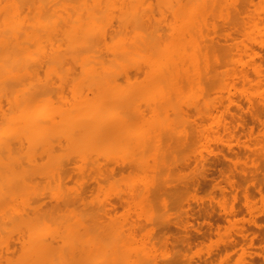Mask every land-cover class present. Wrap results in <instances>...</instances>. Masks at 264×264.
I'll use <instances>...</instances> for the list:
<instances>
[{"label": "bare ground", "instance_id": "6f19581e", "mask_svg": "<svg viewBox=\"0 0 264 264\" xmlns=\"http://www.w3.org/2000/svg\"><path fill=\"white\" fill-rule=\"evenodd\" d=\"M252 1L253 0H250L249 2H252ZM244 2H247V1H244ZM253 2H255V1H253ZM257 2L258 3L255 5L256 7L254 9H251L252 11L250 9H248V11L245 10V12L246 11L249 12V10H250V12H252V13H250L251 16L248 17V19L246 17V19L248 21L245 20L246 22L245 21L244 22L246 24L244 23L245 25L242 26V25H240V22H238V21H240V19L239 20L237 19L238 16L235 17L234 12L231 13V11H233V10L236 11L237 13L240 12L238 7H240L241 5L238 6L239 5L238 2L235 3L234 0H0V250H2L0 252V264H56V263L60 264L61 259L59 260L57 257H55V256H57V255H55L56 253L53 254L55 250H56V252L58 250H60L59 247L56 248L54 246L55 240L52 241V239H51V238H55L53 236H51V237L48 236V237L50 238L51 242H53V246L55 248V250L52 252L53 255H51L54 257V259H52L53 257L50 258L52 260V263L50 262L51 260L48 261V259H46V254H48V255L50 254V252L46 253V245H47L46 242H50V241H46V239H47L46 233H47L48 229L53 225L55 220L61 219V217H62V215L60 217V214L57 215L58 210H56V208H55L56 204L53 205L52 203H50V204H52L53 207L55 206L54 208L56 210L57 217H54L55 220L53 222L52 221L53 219L48 218V216L46 215L47 214L46 213V203L48 202V201L46 202V196L49 192V191L46 192V190H47L46 189L47 188L46 187V177L49 180V176L53 175L55 172H57V174H58V171H61V170H62L63 174H61V173L60 174L62 176H64V174H65V176L61 177V178L67 177L68 175H66L65 172H67V171L69 172L68 169H70V165L68 166L66 164H71V163L69 162V157H68L69 163H66V164H64L65 162L62 163V160L66 161V159H63L61 157H60L61 161L59 160L60 162H57V160H55L57 163L54 160L51 161V159L53 157L55 158L54 154L57 153V152L54 153V151L59 149V148H55V147H57V145L54 146V140H56L57 138L59 139V137H60V138H63V140L64 139L68 140L69 144L71 142L75 143L76 145L81 144L82 147L78 148L79 150H77L76 152L74 151L73 154L79 155V157L82 158L81 161H83V159H87L88 157L89 158L92 157L93 153H94V155H95V153L97 155V152L101 151V150H99L97 152H95V151L89 152L90 150H88L87 145L88 146L90 144L93 145V143H96L95 141L97 139H98V141L102 140L103 137L107 136L110 133L112 134V130H114V129L120 128V129H118L119 133L117 134L120 136L121 135L120 131L122 130L121 126H122V128L124 126L128 129L129 128V127H127L128 125H125V124L126 123L128 124V122H130L129 120H131V119H135L134 121H137V120L139 121L141 119H145L146 116L141 115V113L143 114V112H139L140 117H138L139 116L138 114H137L138 116L133 117L135 115H134L132 110H129L130 112L128 110H127L128 112H126V110H125V113L123 112L124 114L121 113V115H119L118 117L116 116L117 118H114V119H113V117L111 119H110V117H108L111 114V113L109 114L108 112L111 111L113 104L117 103L119 106L122 105L121 107H123L124 104H125V106H127V103L129 105H131L129 99L132 98L131 94L134 93V91L131 92L129 90L131 92L128 95L129 97L127 95L123 96L124 94L123 95L121 94L123 96L122 97L120 95V92H118L120 96L115 94L116 97H114L113 91L116 88L115 89L110 88V87H112V86L114 87L116 85H119L120 87L124 86L122 84L123 80L131 82V81H129V80L133 79L131 77V73H134L135 80H133V82H131L132 84L130 83V85L135 86V84H138V87L137 86L136 87H137V89H141V90H139L140 92L142 91V89L147 88V87L145 88L144 86H149V87L153 86V88H155V87L160 88L161 85H163V83L166 82V84H168L167 86H169L170 88H173V89H171L173 96L175 95L178 97V95L182 93V91L186 85H187L186 87H190V88H192L193 87L192 85L195 83L196 84L194 86L197 87L196 85L199 84L200 82L206 83L205 85H207L211 81V79H213L212 78L213 75H215L216 73L219 72L218 71L220 69L219 67H221V68L225 67L226 68V66L229 65L228 63L231 62L230 63L231 68L229 65V67H228L229 70L227 71V74L229 76L231 75L234 78V81H235V84H233L234 86H236V84H240V83H243L244 85H248L247 87H249V90L247 89L245 91L246 92L245 96H246L248 103H249V106L251 108V110H250L251 111V114H250L251 118H253L255 120H260V117H262V116H260L259 110L257 111V108H258L257 106L262 107L264 109V0H259ZM231 3H233L234 9L231 8L232 7ZM243 4H246V3H243ZM251 5L254 6V4H251ZM229 8L231 9V11L229 10ZM242 9H244V8H242ZM167 13L169 14L168 16H167ZM240 14H242V13H239V15ZM217 15H219V16L221 15V18L223 19L226 26L229 25L228 27H231L232 29L239 30V31L236 30L237 32H235L234 34L237 33V35H238V33H239L238 36L241 35L242 39L240 40L241 36H240V38L239 37L236 38L237 36L235 35L236 36L235 37L234 34H232L231 32H225L226 31L225 28H223L225 31L222 33V31H221L222 27L219 28L221 24L216 23L217 22L216 20L218 18ZM166 16L168 17L169 20L167 19ZM242 16H240V17H242ZM166 25H168V26H166ZM166 27H168V29H166ZM166 31H169V33L167 34ZM221 38L225 39L224 43L231 40L230 42H232V44H230V46L228 48L230 50L235 51V52L233 51L234 52L233 53L234 56L232 55L233 58L230 55L227 56L226 53H224L225 55L222 54L225 51L221 50L222 53L219 52V50L221 48L220 49L218 48V50H217V44H218L219 40H221ZM228 44H229V42H228ZM228 44H226V45H228ZM228 48L226 49V52L230 51ZM224 50H225V47H224ZM230 53H232V52H230ZM220 54H222V55H220ZM226 57L227 58L231 57L232 60L230 59V61L228 62L229 59L227 60ZM226 63H227V65H225ZM189 72H191V73L189 74ZM225 74H226V72L224 73V75ZM70 75H72V76L74 75L76 77H72ZM140 76L141 77L144 76V78H141ZM139 78H141V79H139ZM216 78H214V79L216 80ZM223 80H224V78H223ZM227 80L223 82V84L225 86L222 85L221 83L219 84L220 81L219 82L217 80L216 81L218 82L217 86L221 85V87L222 86L224 87V88L220 89L221 94L225 95L228 92L227 95H225L226 97H224V100H225V98H226V100L227 99L229 100V101L227 100L229 102V103L227 102L228 105L224 103V102H226V100L223 101L221 99L222 98L221 97L222 95H221V96H219L221 98L218 97L219 99H221L218 102L220 104L218 106V108H221V109H216L217 111L214 110V108H217L215 103H213L214 106H212V102L213 101L215 102V100L213 99V101L211 102L212 96L210 97L209 91L207 89H205L203 86H201V89H200L202 91L201 92L199 91L201 93V95H199V96H201L200 100L198 97V99L196 100V102L199 100L197 102V104L194 105V103H196V102H194L193 105L191 104V107L194 106V108L197 109V112L199 113V116L202 120L200 122L209 121L210 123H208V124L210 125V128L212 127V130L215 131V132L213 131V133H215V136L217 134H219L220 137H221L222 133H225V132L228 133L229 131H232L233 128L235 129L237 125L241 126V127L245 126L242 123V121H245L244 117L237 116L235 114L236 110L232 111L230 109V106L233 104H237V106L239 108H241L243 104L240 103L241 104L240 105L239 104L240 100L232 99L231 97H229V95L231 93L230 89H228V90L226 89L227 91L225 92V88L227 87L225 82H227V84L230 83V81H227ZM207 81H209V82L207 83ZM221 82H222V80H221ZM214 83H215V81H214ZM231 83H232V81H231ZM124 84H125V82H124ZM163 86H165V85H163ZM208 86H210V85H208ZM64 87L67 88L68 90H69V88L71 90H73L72 91L73 97L67 98V96L65 94L66 92H63V94H65V95H63L61 93V90ZM120 87L117 86V88H118L117 91L120 90ZM164 88L166 89V87H164ZM206 88H207V86H206ZM54 89H55V92L58 91L57 93L59 95L58 94L57 95L59 96L60 100L58 98L57 101H58V103L59 102L61 103V104L59 103L60 105L57 104L56 102H55V104L54 103L49 104V102H48V99H49L48 96L51 94L53 96ZM158 90H157L158 93L155 91L154 92L158 94V97L160 96V99H158V100L160 102H163L162 107L171 108V106H172V109H170V110L173 111L172 112L173 114H171V115H174L173 117H174V120L176 122L179 120L181 121L180 118H181L182 114H180V113H182V112L184 113V109L186 108L187 105L185 106V108L182 105L183 107L181 108V106H180L181 102H179L180 105L178 104V102H172L171 101L172 95H170V94L165 95L164 92H166L167 90L164 92L162 91L163 89L162 90L158 89ZM124 91H126V90H124ZM135 91H137L136 88H135ZM189 91H191V90H189ZM67 92L69 94V95L68 94L67 95L70 96L71 92L70 91H67ZM160 92L162 93L161 95H160ZM211 92H214L213 89ZM115 93H117V92H115ZM111 94H113V96ZM54 96L57 97L56 94ZM130 96H131V98H130ZM124 97H125V99H124ZM127 98H129V99H127ZM151 98H152V96H151ZM133 99H134V95H133L132 101H133ZM128 100H129V102H127ZM141 100H143V99H141ZM155 100H157L156 97H155ZM174 100H178V99L176 98ZM182 100L183 99L180 100V98H179L178 101H182ZM50 101H52V99ZM137 101L139 103V100H137ZM134 103H133V105H134ZM172 103L173 104L175 103V106H176V104H178V105L176 107H173L174 105ZM133 105H131V106H133ZM210 105L212 108L210 107ZM150 108H152V107H150ZM150 108L148 110H151ZM185 110H187V109H185ZM261 111H263V110H261ZM115 112H116V110H115ZM169 112L171 113V111H169ZM232 112H234V113H232ZM128 113H131V114L133 113V114L132 115L131 114L126 115ZM164 113H165V111H164ZM191 113H192V111H191ZM144 114H146V113H144ZM187 115H188V113H187ZM130 116H132V117H130ZM143 116H145V118ZM162 116H164V115H162ZM168 116L170 117L169 113L167 116H164V117H168ZM183 116H184V114H183ZM137 117H138V119L136 120ZM115 119H116L117 123L112 122V120H115ZM236 119L240 122L238 123V121H237V125L235 126L232 121H234ZM166 120H168V119H166ZM110 121L112 123H114L115 125L114 124L111 125ZM131 121H133V120H131ZM182 121H183V119H182ZM187 122L188 121H186V123ZM190 122H188V123H190ZM154 123H155V121H154ZM162 123L164 124V121ZM129 124H131V122ZM169 124H171V123L169 122ZM166 125L167 124H165L164 126H166ZM173 125H174V122H173ZM233 125L235 127H233ZM133 126H134V124H133ZM174 126H177V125H174ZM186 127H188V126H186ZM162 128L165 129V127H162ZM179 128L180 127H178L177 129H179ZM190 128H188V129H190ZM201 128H203V127L201 126ZM127 129H126V131H127ZM138 129H137V131H138ZM163 129H161V130L164 131ZM166 129H167V127H166ZM166 129H165V132L166 131L168 132V130H170V129H167V130ZM188 129H187V131H188ZM209 129L207 131H209ZM212 130L210 132H212ZM155 131H156V129H155ZM178 131H180V130H178ZM203 131H206V130L203 129ZM131 133H132V131H131ZM145 133H144V137H145V135H147V132H145ZM178 133L179 132H177V135H178ZM135 134H137V133H135ZM138 134H140V133H138ZM160 134H162V133L160 132ZM155 135L156 134H154L153 136H155ZM185 135H186V133H185ZM201 135H202V132H201ZM213 135L214 134H212L211 136H213ZM219 135H218V137H219ZM142 136H143V134H142ZM142 136H141L142 139L140 141V144L142 146L140 145V147L145 148V144L148 141H146V143H145V140ZM151 136H152V134H151ZM173 136L175 137L176 135H173ZM148 137L151 139L150 136H148ZM148 137H146V138L149 139ZM155 137H157V135ZM169 137H170V134H169ZM187 137H188V135H187ZM209 137H210V135H209ZM160 138H162V137H160ZM122 139H123V137H122ZM169 139H171V138H169ZM72 143H71V145H72ZM260 143H261V141H260ZM260 143L258 145H260ZM262 143H264V142H262ZM58 144H60V143H58ZM166 144H168V143H166ZM66 145H67V143H66ZM100 146L102 147L101 144H100ZM111 146H112V144H111ZM115 146H117V145H115ZM123 146H124V143H123ZM167 146H166V148L168 149L169 146L168 147ZM64 147H65V145H64ZM70 147H72V146H70ZM159 147H160V145H159ZM146 148H147V145H146ZM161 148H163V147H161ZM93 149H95V147ZM139 150L140 149H138L137 151H139ZM153 150H155V149L153 148ZM119 151L121 152V150H119ZM119 151H117V152H119ZM140 151H142V150H140ZM144 151H146V150H144ZM170 151H171V149H170ZM110 152L111 151H109V153ZM113 152H115V150ZM135 152H136V150H135ZM157 152H158V150H157ZM160 152H162V151H160ZM160 152H158V154ZM105 153H107V152H105ZM109 153H107V156L109 155ZM142 153H144V152H142ZM142 153H139V154H142ZM149 153L150 152H148L147 154H149ZM58 154H60V153L58 152ZM117 154H119V153H117ZM145 154L146 153H144V155ZM161 154H163V153H161ZM76 155L74 157H77ZM149 155H151V154H149ZM172 156L174 157V155H172ZM111 157H113V156H111ZM138 157H139V155H138ZM159 157H160V155H159ZM164 157H165V154H164ZM56 158L58 159V155ZM114 158H115V156H114ZM139 158H141V157H139ZM148 158H149V156H148ZM88 160H87V162H88ZM91 160H92V158H91ZM143 160H141V162ZM107 161H108V164L111 163V161H109V160H107ZM120 161H121V159H120ZM146 161H143V162L147 163ZM161 161H162V159H159V163ZM51 162H53V164H51ZM92 162L96 163L93 160H92ZM92 162H91V164H92ZM150 162H151V160H150ZM106 163L107 162H105V164H103V165L106 166ZM145 163H143L142 166H144ZM98 164H100V163L98 162ZM114 164H117V163H114ZM132 164L129 165V163H128L129 166H131ZM134 164H135V166H137L135 168L141 167V169L139 171L143 173L144 170H142L143 169L142 166L138 167V165H140V164H137V162H134ZM162 164H165V163H162ZM62 165H66L69 168H67L66 166H62ZM87 165H89V164H87ZM82 166L83 165H81V167ZM98 166L100 167L101 165H98ZM146 166L148 167V165H146ZM157 166H159V164H157ZM79 167L80 166H78V167L76 166L77 169ZM167 167H168V165H167ZM64 168H66L67 170ZM76 168H75V170H76ZM104 168H106V167H104ZM117 168H119V167H117ZM132 168H134V166ZM63 169L66 171L63 172L64 171ZM95 169H96V167H95ZM97 170L99 171V173L96 172L98 174L103 173V171H104L103 168L101 169V172L98 168H97ZM131 170L132 169H130V171ZM146 170H148V168ZM146 170H145V172H147ZM161 170H162V168H161ZM83 172H82V174H83ZM108 172L109 173L111 172V171H109V168H108ZM148 172H150V171H148ZM170 172L172 173L173 171H170ZM75 173H77V170ZM78 173H80V172H78ZM134 173H135V171H134ZM92 174H93V172H92ZM157 174L159 175V173H157ZM102 175L103 174H101V176ZM104 175H105V173H104ZM172 175H174V174H172ZM57 176H55V178ZM81 176H83V175H81ZM155 176H157V175H155ZM95 177H97V176H95ZM168 177H166V178H168ZM50 178L54 179V177H52V176ZM95 179H94V181H96ZM63 180H62V182H63ZM69 180H71V179L69 178ZM89 180H90V178H89ZM97 180H98V178H97ZM51 181H52V179H51ZM65 181H66V178H65L64 182ZM77 181L73 180V182H77ZM84 181H87V180H83V182ZM100 181H102V180H100ZM52 182H54V181H52ZM62 182H61V184H62ZM85 183H87V182L81 183V185L82 184L84 185ZM126 184L128 185V183H126ZM64 185H65V183H64ZM83 185H82V187H83ZM89 185L90 184H88L86 186V184H85V186L83 188L80 187L81 191H83V192H78L79 194L75 193V195L76 196L79 195L81 198V195H80L81 193L83 194L84 192H87V191H89V193H90L92 190L90 189ZM132 186L134 187L135 185H132ZM52 187H54V186L52 185ZM60 187H59V189H60ZM87 187H89L88 190L84 191L87 189ZM78 188H79V186H78ZM122 188H123V186H122ZM49 189H51V188H49ZM55 189H56V187H55ZM77 189H74V190L76 191ZM95 189H96V187L94 188V190ZM149 190H150V188H149ZM62 191H64V190H62ZM78 191H80V190H78ZM261 191H262V189H261ZM68 193H66L67 198H69L72 195V193H70V195H68ZM73 193H74V191H73ZM135 193H136V191H135ZM140 193L141 192H139V194ZM150 194H151V192H150ZM61 195L63 196L62 198L64 199V197H66L65 191L63 194L61 193ZM75 195L73 197H75ZM82 196L84 197L85 195L83 194ZM96 197H99V196H96ZM96 197H94V198H96ZM124 197L125 196H123V198ZM136 197H137V195H136ZM71 198L67 199L68 204L65 203V202H67V201H65L66 199H64V201L60 199L61 202L59 204H57V206L58 205L64 206V204H65V207H66V205L69 206L68 208H65V209L71 208L70 203L74 202L73 198H72L73 201L70 200ZM75 198H77V197H75ZM80 198L78 197L77 199H75V201L79 200ZM96 199H98V198H96ZM85 200H87V199H85ZM85 200H83L84 202H82V204L85 203ZM105 200H107V199H105ZM95 201H97V200H95ZM120 201H121V199H120ZM130 201H133V200H130ZM53 203H55V200ZM74 203H76V202H74ZM74 203L72 205H74ZM80 203H81V201H80ZM93 203H94V201H93ZM124 203H125V201H124ZM86 205H84V206H86ZM47 206H48V204H47ZM78 206L79 205H77V207ZM94 206H96V205H94ZM53 207H51V208H53ZM77 207H75V209L79 210L80 208L78 209ZM91 208L93 209V207H91ZM97 208L99 210V205ZM102 208L100 210H102ZM60 209H62V208H60ZM75 209H72V210L76 211ZM88 209L90 210V207ZM95 209H96V207H95ZM95 209H93V212H92L93 215L94 214L96 215V213L99 212V211L97 212V209L95 211ZM62 210H59V211L62 212ZM83 210H85V209H83ZM89 210H87V212ZM48 211H49V209H48ZM105 211H106V209H105ZM53 212H52V214H54ZM76 213H78V212H76ZM155 213H156V211H155ZM162 213H160V214H162ZM74 214L75 213H73V215ZM79 214L84 215L82 213H79ZM89 214H90V212H89ZM89 214H88V216L95 217V219H96L95 215L93 216V215H91V214L89 215ZM106 214H108V212ZM56 215H54V216H56ZM100 215L101 214H99L97 216H100ZM108 215L110 216V213ZM104 216H106V215H104ZM109 216H107V217L109 218ZM51 217H53V216H51ZM63 217H64V214H63ZM68 217L70 218V216H68ZM82 217H84V216H82ZM92 217H90V218H92ZM50 219L53 223L50 224V227L48 228V226L46 225V221L49 222ZM66 219L68 220L67 217H66ZM88 219H87V221H88ZM156 219H158V218H156ZM94 220H93V222H94ZM111 220H113V219L109 218L108 221L111 222ZM51 221H50V223H51ZM57 221H59V220H57ZM61 221L64 222L63 220H61ZM61 221H60V224L62 223ZM82 221H80V222L78 221L76 223L78 228L80 225L79 223H81ZM102 221H103V219H102ZM66 222H68V221H66ZM97 222L98 221L95 222L96 226L94 224H92L94 227H92V228L90 227L91 229L89 228L88 224H86L88 226V231H91L92 234H93V231H92L93 229L95 230L96 228L98 229L100 227L101 222L100 223H97ZM155 222H156V220H155ZM157 222H158V220H157ZM73 223H71V224H73ZM83 223H84V221H83ZM56 224H58V222ZM56 224H54V225H56ZM68 224H70V221L68 223H66L65 225L67 226ZM98 224H99V227H97ZM108 224L109 223L107 222V224H105V225L107 226ZM144 224H145V222H144ZM61 225L62 226L57 225V227H58L57 229H59V227L60 228L63 227L64 223H62ZM74 225H75V223L73 224V228H74ZM92 225H90V226H92ZM252 225H254V224H252ZM84 226L85 225H83L80 228H83ZM87 226L84 227L85 231H87L86 230ZM104 227L105 226H103V228ZM63 228L65 229V226ZM63 228H61V230H64ZM145 228H146V226H145ZM68 229H70V228L68 227ZM52 230H54V229L52 228ZM61 230L59 229V231L62 232V235L60 233V236L62 237L65 233H63V231H61ZM73 230L75 231V229H73ZM81 231H83V229ZM81 231H80V234L83 233L82 234L83 236H84V234H85V236L87 234H89L87 232H81ZM96 231L97 230H95V232ZM109 231H110V233L112 232L111 229ZM109 231H107V232L105 231L106 234H108ZM52 232L54 233L55 230ZM70 232H71V230H70ZM70 232L66 233L69 236V238L71 236V234L69 235ZM110 233H109V235H110ZM73 234H75V232ZM80 234L78 233L79 236H80ZM103 234L105 235V233H103ZM103 234H102V238H103ZM99 235L101 236V233ZM54 236H55V234H54ZM65 236L62 237L65 239V242L63 243L64 247H62L63 253L65 250H67V248H66L67 245H65V243L67 242V244H68L67 240H69V238H67V240H66ZM73 236L74 235H72V237ZM83 236L82 237L80 236V239H75V237H77V236H74V238H72V237L71 238L74 239L73 240L74 242H78L80 240H83V242H84L85 240H88V238H85V236H84L85 240L82 239ZM89 237H91V236H89ZM122 237H121V239H122ZM125 237H127V236H125ZM125 237H124V240L126 239ZM93 238H94V236L92 237V239ZM100 238H98V239L100 240ZM129 238L127 239V241L129 240ZM138 239H140V238H138ZM76 240H78V241H76ZM93 240L95 243L93 241H91V242H93L95 245L97 242L99 243V240H97V239H96L97 241H95V239H93ZM103 240H108V238L107 239L103 238ZM59 241L60 240H58V242ZM58 242L56 240L57 244H58ZM101 242H102V239L100 241V245L103 246L105 243H101ZM114 243L112 242V244H114ZM81 244L83 245V243H81ZM81 244L79 243L77 245V243H76V245L79 247V249H77V250L81 249ZM84 244L87 245L86 243H84ZM108 244H106V246H109L111 244V242L109 245ZM68 245L70 246V244H68ZM85 245H83L84 248H85ZM74 246H75V244H74ZM77 246H76V248H77ZM122 246H124V245H122ZM99 247L100 246H98V248ZM116 247L120 248L121 246L119 244V246L116 245ZM69 248H68V250H69ZM76 248H75V252L77 253ZM98 251L99 250H97V253H98ZM69 252L70 251H68V253ZM71 252H73V251H71ZM78 252H80L79 253V257H80L81 251H78ZM120 252H122V251H120ZM68 253L65 252V255ZM76 253L74 254V256H76ZM2 254H4V255H2ZM116 254L118 255L117 251H116ZM58 255H60V254H58ZM65 255H64V257H65L66 262H64L65 260H62L61 264H64V263L69 264L68 261L69 260L71 261V259H72L71 262L73 264L75 261V260H73V257L67 258L66 257L67 255L66 256ZM103 255H104V253H103ZM68 256H69V254H68ZM82 256H83V253H82ZM106 256H105V258H106ZM134 256H135V254H134ZM180 256H181V253H180ZM115 257H116V255H115ZM66 258L69 260H67ZM74 258H76V257H74ZM88 259H89V257H88ZM56 260H57V262H56ZM78 260L79 259H77V262L75 264H78ZM94 261H96L98 263L97 259L94 260V258H93V260L90 261L91 264H97ZM148 261H146V262L144 261L145 264ZM101 262H99L98 264H101ZM138 262H140V261H138ZM163 263H165V261ZM187 263H185V264H187ZM238 263L239 264H247V261L242 259V260H239ZM81 264H83V262ZM178 264H180V262Z\"/></svg>", "mask_w": 264, "mask_h": 264}, {"label": "rangeland", "instance_id": "374dc122", "mask_svg": "<svg viewBox=\"0 0 264 264\" xmlns=\"http://www.w3.org/2000/svg\"><path fill=\"white\" fill-rule=\"evenodd\" d=\"M234 1H235V3L238 2V4H239L238 6H240V5L242 6V7L241 6L238 7L239 11H240L239 13H242V14L239 15V13H237L236 11L233 10L234 9V6H233L234 2L231 3L232 4L231 8H233L232 9L233 11H231L230 8H229V10L231 11V13L234 12L235 17L238 16L237 19L238 20L240 19V21H238V22H240V25L244 26L246 24L245 20H247L248 17L251 16L250 13H252V12H250V10L254 9L256 7L255 5L258 3L257 1H259V0H257V1L253 0L255 2H253V1L249 2L250 0H237V1L234 0ZM244 1H247L248 3L244 2ZM243 3H246V4H243ZM251 4H254V6ZM242 8H244V9H242ZM248 9H250L249 12H247ZM245 10H247L246 11L247 13L245 12ZM168 13H167V16L169 15ZM240 16H242V17H240ZM217 17L218 18L216 20L217 21L216 23L221 24L219 28L222 27L221 28L222 33L225 31L223 28L226 29L225 32H231L232 34L239 31L237 29H232L231 27H228L229 25L226 26L223 19L221 18V15L220 16L217 15ZM246 17H247V19H246ZM167 19H168V17H167ZM166 26H168V25H166ZM166 29H168V27H166ZM166 33L168 34L169 31H166ZM238 35H239V33H238ZM238 35H237V33L234 34V36L236 38H238V37L240 38L241 35L240 36H238ZM241 39H242V36H241L240 40ZM224 41H225V39L221 38V40H219L218 44L216 43L217 44V50H218V48L219 49L221 48L219 50V52H221V50L225 51V52H223V53L221 52V53L222 54L226 53L227 56L230 55L233 58V56H234L233 53L235 51L230 50L228 48L230 46V44H232V42H230L231 40L227 41L225 43H224ZM228 42H229V44H228ZM226 44H228V45H226ZM224 47H225V50H224ZM227 48L230 51L226 52ZM230 52H232V53H230ZM222 54H220V55H222ZM231 57H228V58L226 57L227 60L229 59L228 62L230 61V59L232 60ZM230 63H228V64L230 65ZM225 65H227V63ZM229 65L226 66V68L225 67H223V68L219 67L220 69L218 71L220 73L219 72L216 73L215 75H213L212 78L214 79L217 77L218 79L216 78V80L218 82L220 81L219 84L221 83L222 85H224L223 82L226 81L227 79H228L227 81H230V83L232 81L231 84L228 82L230 85L227 84V82H225L226 86H227L225 88V92L228 89H230L231 93H230L229 97H231L232 99H238V100H240L239 104L240 103L243 104L241 108H239L237 106V104H233L230 106V109L232 111L236 110L235 114L237 116L244 117L245 121H242V123L245 126H243V127L238 126L237 125L238 120L236 119V120L232 121L235 126L237 125L236 128L235 129L233 128V130L231 129L232 131H229L228 133L227 132L222 133L221 137L219 134H217L216 136L218 137V135H219V137H218L219 139L215 136V133H213L214 130H212V127L210 128V125L208 124L210 122L209 121L200 122L202 120L199 116V113L197 112V109H195L194 106H192L193 108L191 107V104L193 105V103L196 102L198 97L200 100L201 96H199V95H201L200 92L202 91L200 89H201V86H203L205 89H207L209 91L210 97L212 96L211 102L213 101V99L215 100V102L214 101L212 102V106H214L213 103H215V105L217 106V108H214V110L221 109V108H218V106L220 105L218 102L221 99L223 101H225L226 98L224 100V97H226L225 95H227L228 92L225 95L221 94L220 89H222L224 87L223 86L221 87V85L217 86L218 82L215 79L214 80L211 79L210 82L207 81V83L208 82L210 83V84L208 83L207 85H205L206 83H201V82L200 83L198 82L199 84L196 85L197 87L194 86L196 83L192 85L193 86L192 88L186 87L187 86L186 85L183 89L184 92L182 91V93L179 94L177 97L175 95L173 96L172 91H171V89H173V88H170L169 86H167L168 84H166V82L163 83V85H165V86L161 85L160 88H157L155 86H154L155 88H153V86H150V87L144 86L145 88L146 87L147 88L142 89V91L140 92L139 90H141V89H137L138 84L134 83L135 86L130 85V83L133 82V80H135L134 73H131V77L133 78V79L131 78L132 80H129L131 82H128L126 80H123V81L121 80L122 84L124 86L120 87L119 85H116V86H114V87L112 86L110 88L111 89L116 88L115 89L116 91L113 89L114 90L113 91L114 97H116V95H119L118 92H120V95L124 94L123 96H126V95L128 96L131 92L134 91V93L131 94L132 98L134 95L133 101H132L131 96H130L131 99L127 98L130 100L131 105H133V103L135 102L134 105L131 106L127 103V106H125V104H124L125 107L124 106L121 107L122 105L119 106L117 103H115L117 106L115 104L112 105L111 111L108 112L109 114L110 113L111 114L110 115L108 114L109 115L108 117H110V119L113 117V119H114V118H117L119 115H121V113H123V112L125 113V110H126V112H128L129 110H132L134 115H135L133 117L138 116L140 114L139 112H143V114L141 113V115H145L146 118H145V116H143L145 119H141V120H139L140 121L139 122L137 120L138 117H140V115H139L136 118V120L138 122L134 121L135 119H131V120H133V121L129 120L131 122V124H129L130 122H128V124L127 123L125 124V125H128L127 126V127H129L128 129L124 126L122 128V126H121L122 130L120 131V134H121L120 136L117 135L119 133L118 129H120V128L114 129V130H112V134L111 133L108 134L107 136L103 137L102 140L98 141V139H97L95 141L96 143L92 142L93 145L92 144H90L89 146L87 145L88 150H90L89 152H93V151L97 152L99 150H101L102 152L101 151H99L100 153L97 152V155L95 153L96 156L93 153L92 157H90V158L88 157L87 159H83V161H81L82 158H80L79 155L73 154L74 151L76 152L77 150H79L78 148L82 147L81 144L76 145L75 143L71 142L72 143V145H71V143L70 144L68 143V140H65V139L63 140V138H60V137H59V139L61 141L58 138H57L58 140L57 139L54 140V146L57 145V147H55V148H59V149L54 151V153L57 152L56 154H54V156L56 158L58 155V159L57 158L55 159L53 157L51 159V161L57 160V162H60L61 161L60 157H61L63 159H66V161L62 160V163L65 162L64 164H66V163L70 162L72 165L66 164L68 166L70 165V169H68L69 172L67 171L68 173L65 172L67 170L66 168H64L66 170L63 169L64 170L63 172H65L66 175H68L67 177H65L66 178L65 182H64L65 178H61V177L65 176V174H64V176L61 175V174H63L62 170L58 171V174H57V172H55L53 175H51L52 177H54L55 180L53 178H50L51 176H49V180L46 177V187H47L46 192L49 191L48 194L46 193L48 196V197L46 196V202L47 201L49 202V203L48 202L46 203V213H47L46 215L48 216V218L53 219L52 220L53 222L55 220L54 217H57L58 214H60V217L62 215L61 219L56 218L59 221L55 220L54 223L51 221V219L49 220V222L46 221V225L48 226V228L50 227V224L53 223V225L48 229V231L46 233V238H47L46 241H50V242H46V244H47L46 245V253L50 252L49 255L46 254V259H48V261L51 260L50 258L53 257L51 255L56 253L55 255H57V256H55V257H57L59 260L61 259L60 261L62 262V260H65V257H64L65 252L68 253V251H70L68 253L69 256H68V254H66L67 256L66 255L65 256L67 258L73 257V260H75L73 264H75L77 262V259L80 260V261L78 260V264H81L82 262H83V264H87L88 262H89L88 264H91L90 261L93 260V258H94V260L97 259L98 263L102 261L103 263L101 262V264H107L108 262H109L108 264H118V263L119 264H145V262L148 260L149 261L146 264H158V263L159 264H171V263L172 264H175V263L178 264L179 262H180V264H185L187 262H188L187 264H239L238 261L242 260V259L246 260L247 264H264V143H262V142H264V109L262 107L257 106L258 107L257 111L259 110L260 116H262V117H260V120L262 122L260 120H255V119L251 118V115H250L251 114V111H250L251 108H250L248 100L245 96V93H246L245 91L247 89L249 90V87H247L248 85H244L243 83L236 84V86L233 85V84H235L234 78L231 75H230L231 76L230 77L227 74V71L229 70L228 69ZM230 68H231V65H230ZM225 72H226V74L224 75ZM190 73L191 72H189V74ZM70 76H72V75H70ZM72 77H76V76L73 75ZM141 78H144V76ZM141 78H139V79H141ZM223 78H224V80H223ZM221 80H222V82H221ZM214 81H215V83H214ZM124 82H125V84H124ZM208 85H210V86H208ZM117 86L120 87L119 91H117L118 90ZM206 86H207V88H206ZM134 87L136 88L137 91H135ZM164 87H166V89ZM211 88L213 89L214 92H211L212 91ZM158 89H161V90L163 89L162 90L163 92L167 90L169 93L166 91V92H164L165 95H167V94L172 95L171 96L172 102H178L179 105H180L179 102H181V105H180L181 108L183 106L185 108V106L187 105L185 108L187 110L184 109V113L182 111H181L182 113H180V114H182V116L180 118L181 121L179 120L176 122L174 120V117H173L174 115H171V114H173L172 113L173 111L170 110V109H172V106H171V108L162 107L163 102H160L158 100V99H160V96L158 97V94H157ZM66 90L71 92L70 96H68L69 94ZM124 90H126V91H124ZM189 90H191V91H189ZM72 91L73 90H71L70 88L68 90L67 88L64 87L61 90V93L63 94V92H66L65 94H66L67 98L68 97L71 98V97H73ZM154 91L157 93H155ZM57 92L58 91L55 92V89H54V93L57 96V97H55L54 96L55 94L53 93V96L55 98L52 96V94L48 96V98L50 100L52 99V101H50L48 99L49 104H53V103L55 104V102L57 104L60 103V102L58 103V101H57L59 98V96H58L59 94ZM115 92H117V93H115ZM161 92H160V95L162 94ZM65 94H63V95H65ZM113 94H111V95L113 96ZM151 96H152V98H151ZM219 96H221L222 98ZM155 97L157 100H155ZM218 97L221 99H219ZM176 98L178 100H179V98H180V100L181 99H183V100L182 101L174 100ZM124 99H125V97H124ZM141 99H143V100H141ZM59 100H60V98H59ZM129 100L127 102H129ZM137 100H139L140 104L138 103ZM227 100L224 103L228 105L229 100L228 101ZM197 102L194 103V105L197 104ZM178 104H176V106ZM173 105H174L173 107H176L175 103ZM150 107H152V108H150ZM210 107H211V105H210ZM135 108L137 110L139 109L140 111L139 110L137 111ZM149 108L151 110H148ZM115 110H116V112H115ZM261 110H263V111H261ZM164 111H165V113H164ZM169 111H171V113ZM191 111H192V113H191ZM144 113H146V114H144ZM168 113H169L170 117L169 116L164 117V116H167ZM187 113H188V115H187ZM232 113H234V112H232ZM129 114H131V113H128L126 115H129ZM183 114H184V116H183ZM162 115H164V116H162ZM130 117H132V116H130ZM161 119L164 121V124L162 123L163 121ZM166 119H168V120H166ZM182 119H183V121H182ZM154 121H155V123H154ZM186 121H188V122L191 121V122L190 123L187 122L188 123L187 124ZM112 122L115 123L116 119L112 120ZM112 122L110 123L111 125L114 124ZM169 122L171 124H169ZM173 122H174V125H177V126H174ZM239 122L240 121H238V123ZM133 124H134V126H133ZM165 124H167V125L164 126ZM234 125H233V127H235ZM186 126H188V127H186ZM201 126L203 128H201ZM162 127H165V129L167 127V129H170L171 131L168 130L169 133L167 131L165 132V129H163ZM178 127H180V128L177 129ZM160 128L163 129L164 131H162ZM188 128H190L191 130ZM126 129H127V131H126ZM137 129H138V131H137ZM155 129H156V131H155ZM187 129H188V131H187ZM203 129L206 131H203ZM208 129H209V131H207ZM178 130H180V131H178ZM211 130H212V132H210ZM131 131H132V133H131ZM144 131L147 132V135H145V137H144V133H145ZM160 132L162 134H160ZM177 132H179L180 134L178 133V135H177ZM184 132L186 133V135ZM201 132H202V135H201ZM135 133H137V134H135ZM138 133H140L141 135ZM142 134H143V136H142ZM151 134H152V136H151ZM154 134H156L157 137H155L156 135L153 136ZM169 134H170V137H169ZM212 134H214V135L211 136ZM173 135H176V136L174 137ZM187 135H188V137H187ZM209 135H210V137H209ZM141 136L144 138L145 143H146V141H148L145 144V148L140 147V145H141L140 141L142 139ZM148 136H150L151 139ZM122 137H123V139H122ZM146 137H148L149 139H147ZM160 137H162V138H160ZM169 138H171V139H169ZM260 141H261V143H260ZM58 143H60V144H58ZM66 143H67V145H66ZM123 143H124V146H123ZM166 143H168V144H166ZM259 143H260V145H258ZM100 144L102 145V147L100 146ZM111 144H112V146H111ZM64 145H65V147H64ZM69 145L72 147H70ZM115 145H117V146H115ZM146 145H147V148H146ZM159 145H160V147H159ZM166 146L168 147L169 150L166 148ZM94 147H95V149H93ZM161 147H163V148H161ZM153 148L155 150H153ZM138 149H140L142 151H140V150L137 151ZM170 149H171V151H170ZM114 150H115V152H113ZM119 150H121V152ZM135 150H136V152H135ZM144 150H146V151H144ZM157 150H158V152H160V151H162V152H160L158 154ZM109 151H111V152L109 153ZM117 151H119V152H117ZM58 152L61 155L58 154ZM105 152L109 153V155L107 156V153H105ZM142 152H144L146 154L144 155V153H142ZM148 152H150L149 154H151V155L147 154ZM117 153H119V154H117ZM139 153H142V154H139ZM161 153H163V154H161ZM164 154H165V157H164ZM75 155L77 157H74ZM138 155L141 158H139ZM147 155L149 156L150 159L148 158ZM159 155H160V157H159ZM172 155H174V157ZM111 156H113V157H111ZM114 156H115V158H114ZM68 157H69V162H68ZM91 158L96 163L92 162ZM158 158L162 159V161L160 163H159ZM120 159H121V161H120ZM140 159L141 160L144 159L143 161L147 160L146 161L147 163L142 161L143 163H145V165L142 166L143 163L141 162ZM87 160H88V162H87ZM107 160L111 161L112 164L111 163L108 164ZM150 160H151V162H150ZM97 161L100 164H98ZM91 162H92V164H91ZM105 162H107L106 166L103 165V164H105ZM113 162L117 163V164H114ZM134 162H137V164H140V165H138V167L142 166V168H143L142 170H144L143 173L139 171L141 169V167L135 168L137 166H135L136 163L134 164ZM128 163H129V165L132 163L133 164L131 166H129ZM162 163H165V164H162ZM51 164H53V162H51ZM87 164H89V165H87ZM157 164H159V166H157ZM66 165H62V166H66ZM81 165H83V166L81 167ZM98 165H101V166L99 167ZM146 165H148V167ZM167 165H168V167H167ZM76 166L77 167L80 166L81 168L79 167L77 169ZM133 166H134V168H132ZM95 167H96V169H95ZM104 167H106V168H104ZM117 167H119V168H117ZM67 168H69V167H67ZM75 168L77 170V173H75L76 172ZM97 168L100 170V172H101V169L103 168V170H104L103 173L98 174L99 171L97 170ZM108 168H109V171H111L110 173L108 172ZM147 168H148V170H146ZM161 168H162V170H161ZM130 169H132V170L130 171ZM135 169L136 170L138 169V170L136 171ZM133 170L135 171V173ZM145 170L147 172H145ZM148 171H150V172H148ZM170 171H173V172L171 173ZM78 172H80V173H78ZM82 172H83V174H82ZM92 172H93V174H92ZM96 172H98V173H96ZM104 173H105V175H104ZM157 173H159V175ZM101 174H103V175L101 176ZM172 174H174V175H172ZM54 175L57 177L55 178ZM81 175H83V176H81ZM94 175L97 177H95ZM155 175H157V176H155ZM166 177H168V178H166ZM69 178L71 180H69ZM89 178H90V180H89ZM97 178H98V180H97ZM51 179L54 182H52ZM94 179L96 181H94ZM62 180L65 183V185L62 182ZM73 180H76V181L78 180V181L73 182ZM83 180H87L84 182H87L88 184H90L89 186H90V189L92 191L89 193V191H87L89 187H87V189L84 190L87 192L83 193L85 196L83 197L82 196L83 194L81 193L80 194L81 198H80V196L79 195L76 196L75 193L77 194L78 192H83V191H81V188H80L83 185V184L81 185V183H84ZM100 180H102V181H100ZM61 182H62V184H61ZM87 183H85L86 186L88 185ZM126 183H128V185ZM85 184L83 185V187L85 186ZM52 185L54 187H52ZM132 185H135V186L133 187ZM78 186H79V188H78ZM122 186L125 190L122 188ZM48 187L51 189H49ZM55 187H56V189H55ZM59 187H60V189H59ZM95 187H96V189L94 190ZM149 188L151 191L149 190ZM74 189H77V190L75 191ZM261 189H262V191H261ZM62 190L65 191V196H66V193H68V192H69L68 195H70V193H72V195L70 197L69 196L68 197L69 198L72 197L74 202H76V203H74V202L70 203L71 208H69V209H65V208L69 207L67 205L65 207V204H64V206H60V205L57 206V204H59L61 202V200L64 201V199H66L65 201H67V199H69V198H67V196L64 197V199L62 198L63 196L61 195V193L62 194L64 193V191H62ZM78 190H80V191H78ZM134 190L136 191L137 194L135 193ZM73 191H74V193H73ZM139 192H141V193L139 194ZM150 192H151V194H150ZM73 194L75 195V197H77V198L79 197L81 200L80 199L77 200L78 202L75 201V199H77V198L73 197L74 196ZM136 195H137V197H136ZM96 196H99V197H96ZM123 196H125V197L123 198ZM94 197H96L98 199H96ZM72 198L70 200H72ZM82 199L83 200L87 199L88 201L85 200V203L82 204V202H84ZM105 199H107V200H105ZM120 199H121V201H120ZM129 199L133 200V201H130ZM54 200H55V203H53ZM95 200H97V201H95ZM80 201H81V203H80ZM93 201H94V203H93ZM124 201H125V203H124ZM50 203H52L53 205L56 204V207L55 206L54 207L56 208V210H58L57 215H56L55 208ZM65 203L68 204V201ZM73 203H74V205H72ZM92 203L96 206H94ZM47 204H48V206H47ZM77 205H79V206L77 207ZM84 205H86V206H84ZM98 205H99V210L97 208ZM50 206L53 207L54 209L51 208ZM57 207L58 208L60 207L63 210L60 208L58 209ZM75 207H77L78 209L80 208V209L76 210ZM89 207H90V210L88 209ZM91 207H93V209H95V207H96L97 212L99 211L98 213L101 214L100 215L101 217L97 216V215H99L98 213H96V215L94 214L96 216V219H95V217L88 216L89 212L91 215H93L92 214L93 209ZM101 208L103 211L100 210ZM48 209H49V211H48ZM72 209H75L76 211H73ZM83 209H85V210H83ZM96 209H95V211H96ZM105 209H106V211H105ZM59 210H62V212ZM87 210H89V211L87 212ZM51 211L52 212L54 211L53 212L54 214H52ZM155 211H156V213H155ZM76 212H78V213H76ZM105 212L106 213L108 212V214L110 213V216L108 214H106ZM73 213H75L76 215L75 214L73 215ZM79 213H82L84 215H80ZM160 213H162V214H160ZM63 214H64V217L66 216L68 218V220L66 219V217L65 218L63 217ZM54 215H56V216H54ZM104 215H106V216H104ZM51 216H53V217H51ZM68 216H70V218ZM82 216H84V217H82ZM107 216H109V218L113 219V220H111V222L108 221L109 218ZM90 217H92L93 219ZM156 218H158V219H156ZM81 219L84 221V223ZM87 219H88V221H87ZM102 219H103V221H102ZM61 220H63L64 222H62ZM93 220H94V222H93ZM155 220H156V222L158 220V222L156 223ZM50 221H51V223H50ZM60 221L62 223H64L63 227L65 226V229L63 227H61V228H63L64 230H61L60 227H59V229L61 231H63V233H65L62 237H64L66 235L65 236L66 240H67V238H69V236L66 233L70 232V230H71V232L69 233V235L71 234V236H70L69 240H67L68 244H70V246L67 244V242L65 243V245H67V247H66L67 250H65L64 253H63L62 247H64L63 243L65 242V239L60 236V233L62 235V232H60L59 229H57L58 228L57 225L62 226L61 225L62 223L60 224ZM66 221H68V222L70 221V224H68L67 226L65 225L66 223H68ZM78 221L79 222L82 221L81 223H79L80 224L79 228L76 225V223ZM96 221H98L97 223H100L101 221L102 222L100 223V227L98 224L97 227H99V228L95 229V230H97L96 231L97 233L93 229L92 230L93 234H92L91 231H88V226H89V228L94 227L92 224H94L96 226V224H95ZM57 222H58V224H56ZM73 222L75 223L74 228H73V224H74ZM107 222L109 224L106 226L105 224H107ZM144 222H145V224H144ZM71 223H73V224H71ZM251 223L254 225H252ZM54 224H56V225H54ZM86 224H88V226ZM101 224L105 227L103 228V226ZM83 225L87 226L86 227L87 231L84 230L85 226L83 228H80ZM90 225H92V226H90ZM145 226H146V228H145ZM68 227L70 229H68ZM52 228L55 230L54 233L52 232V231H54V230H52ZM73 229H75V231ZM78 229L80 231L83 229V231H81V232L89 233L86 236L84 234L85 238H88V240L84 239V236L82 235L83 233L80 234V231ZM110 229L112 230L111 233L109 231ZM105 231L106 232L109 231L110 235H109V233L106 234ZM74 232H75V234H73ZM102 232L105 233V235ZM78 233L80 234L81 237L83 236L82 239H84L86 242L85 241L83 242V240H80V241L76 240L78 242L73 241L74 239H72V238H74V236H77V237H75V239H80V236L78 235ZM100 233H101V236L99 235ZM54 234H55V236H54ZM102 234H103V238L104 239L108 238L109 241L103 240ZM72 235H74V236L72 237ZM48 236L55 237V238H51V239H52V241L55 240L54 246L56 248L59 247L60 250L57 249L58 251L56 252V250L53 246V242H51V240ZM89 236H91V237H89ZM93 236H94L93 239H95V241L99 240L98 238L101 237L99 240V243L97 242L96 245L94 244L95 242L92 239ZM125 236H127V237H125ZM121 237H122V239H121ZM124 237L126 238L125 240H124ZM128 238L130 240V241L128 240L129 242L127 241ZM138 238H140V239H138ZM101 239H102L101 243H105L104 244L105 246L100 245ZM56 240H57V242H58V240H60L58 242V244L56 243ZM91 241H93L94 243ZM110 242H111V244H110ZM112 242L113 243L115 242V243L112 244ZM73 243L75 244V246ZM76 243H77V245L79 243L80 244L83 243V245H85L84 243H86L88 246L85 245V248H86L85 249L83 247V245L81 244V249L77 250V249H79V247L76 245ZM106 244H108L109 246H106ZM119 244L121 247L120 248L116 247V245L119 246ZM122 245H124V246H122ZM76 246H77V248H76ZM98 246H100V247L98 248ZM68 248H69V250H68ZM75 248H76L77 253L75 252ZM84 249L86 251L87 250L88 251L86 252ZM97 250H99L100 252L102 251L104 253V255L102 252L100 253L99 251L97 253ZM1 251L2 250H0V252ZM53 251H54V253L52 254ZM71 251H73L74 253ZM78 251H81L80 257H79L80 252H78ZM116 251H117L118 255L116 254ZM120 251H122V252H120ZM75 253H76V256H74ZM82 253H83V256H82ZM180 253H181V256H180ZM58 254H60V255H58ZM114 254L116 255L117 258L115 257ZM134 254H135V256H134ZM2 255H4V254H2ZM105 256H106V258H105ZM74 257H76V258H74ZM88 257H89V259H88ZM52 259H54V257ZM57 260H56V262H57ZM67 260H69V259H67ZM71 261H72V259H71ZM71 261L70 260L68 261L69 264H72ZM138 261H140V262H138ZM162 261L163 262L165 261V263H163ZM50 262L52 263V260ZM61 262H60V264H61ZM64 262H66V260ZM94 262H96V261H94Z\"/></svg>", "mask_w": 264, "mask_h": 264}]
</instances>
